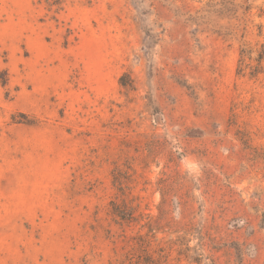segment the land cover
Listing matches in <instances>:
<instances>
[{
	"label": "rangeland",
	"instance_id": "obj_1",
	"mask_svg": "<svg viewBox=\"0 0 264 264\" xmlns=\"http://www.w3.org/2000/svg\"><path fill=\"white\" fill-rule=\"evenodd\" d=\"M228 1L0 0V264H264V0Z\"/></svg>",
	"mask_w": 264,
	"mask_h": 264
},
{
	"label": "trees",
	"instance_id": "obj_2",
	"mask_svg": "<svg viewBox=\"0 0 264 264\" xmlns=\"http://www.w3.org/2000/svg\"><path fill=\"white\" fill-rule=\"evenodd\" d=\"M61 1V0H57ZM228 0H208L204 10L199 11L196 15L192 16L195 20H201V18L205 17L209 13H222V7H225V3ZM229 2V1H228ZM234 7V5H233ZM206 12V14H205ZM254 49L250 45H245L240 50V58L239 64L237 68V73L241 75H245L246 70L250 69V76L256 77L260 72L264 71V43H257L256 51L258 52V56L254 58L257 61L256 65H252L250 61L252 60V53ZM122 84H126L124 81V77L121 78ZM123 218L126 216L125 214H121Z\"/></svg>",
	"mask_w": 264,
	"mask_h": 264
}]
</instances>
